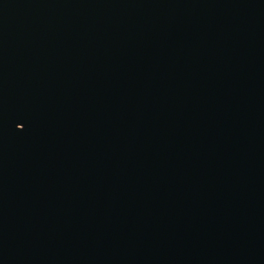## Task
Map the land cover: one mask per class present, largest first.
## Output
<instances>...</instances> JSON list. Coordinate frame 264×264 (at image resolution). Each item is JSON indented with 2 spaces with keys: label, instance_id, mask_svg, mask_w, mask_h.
<instances>
[{
  "label": "water",
  "instance_id": "95a60500",
  "mask_svg": "<svg viewBox=\"0 0 264 264\" xmlns=\"http://www.w3.org/2000/svg\"><path fill=\"white\" fill-rule=\"evenodd\" d=\"M0 264H264V0H0Z\"/></svg>",
  "mask_w": 264,
  "mask_h": 264
}]
</instances>
